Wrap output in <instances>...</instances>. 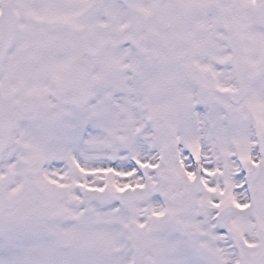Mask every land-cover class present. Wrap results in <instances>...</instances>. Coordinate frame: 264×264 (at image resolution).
I'll list each match as a JSON object with an SVG mask.
<instances>
[{
  "label": "snow or ice",
  "instance_id": "1",
  "mask_svg": "<svg viewBox=\"0 0 264 264\" xmlns=\"http://www.w3.org/2000/svg\"><path fill=\"white\" fill-rule=\"evenodd\" d=\"M0 264H264V0H0Z\"/></svg>",
  "mask_w": 264,
  "mask_h": 264
}]
</instances>
